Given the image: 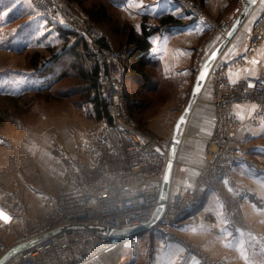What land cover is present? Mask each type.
<instances>
[{
	"label": "built area",
	"instance_id": "built-area-1",
	"mask_svg": "<svg viewBox=\"0 0 264 264\" xmlns=\"http://www.w3.org/2000/svg\"><path fill=\"white\" fill-rule=\"evenodd\" d=\"M185 10L198 17L204 12L192 0H178ZM214 30L226 35L237 21L244 0ZM257 6V5H256ZM255 6V7H256ZM68 25L81 22L76 14H66ZM73 15V17H72ZM77 17V18H76ZM99 66V83L104 98L105 118L100 126H91L69 154L63 179L67 187L48 191V212L39 221L24 227L4 249L26 244L13 251L2 264H88L115 250L126 239L111 236L108 228L122 229L148 221L159 203L164 173L169 161L173 132L157 136L142 130L127 108L121 62L125 52L116 50L98 30L89 29ZM103 39L106 44H103ZM264 40V7L256 19L252 54ZM237 58L234 64L241 62ZM229 63H214L212 102L215 126L206 145L207 164L193 184L172 183L159 221L150 229L164 236L172 235L178 223L197 217V211L208 191H218L226 200L229 226L238 233L246 227L239 217L243 196L252 197L245 189L237 194L224 193L236 165L247 159L246 140L238 136L239 121L233 106L239 102L258 104L252 123L264 114V73L250 74L237 81L226 75ZM251 85V86H250ZM98 117L95 110L91 111ZM251 149V148H250ZM20 214L4 221L6 227L25 223ZM128 239V238H127ZM205 264H224L202 255Z\"/></svg>",
	"mask_w": 264,
	"mask_h": 264
},
{
	"label": "rangeland",
	"instance_id": "rangeland-1",
	"mask_svg": "<svg viewBox=\"0 0 264 264\" xmlns=\"http://www.w3.org/2000/svg\"><path fill=\"white\" fill-rule=\"evenodd\" d=\"M91 1L94 0H87L86 5ZM103 1L107 3L106 0ZM192 1L197 3L204 12L205 16L201 18L208 21L209 31L213 34L217 32L214 30V24H219L234 12L243 0L241 2L227 0L221 11L209 9V6L213 5L205 0ZM220 4L221 0H216V5ZM117 7V9L111 7L115 17L126 20L137 29H141L140 26L135 25L133 19L126 16L118 5ZM183 8L185 10L184 6ZM65 9H69V13L76 14L82 21L76 22L77 25H68L63 11ZM185 12L196 17L186 10ZM60 27L79 31L88 41L92 51H94V45L89 29L93 28L100 32L101 37L106 36L112 45L114 43L115 47H118L117 36L101 25L91 22L83 6L76 2L68 0H0V93H28L15 100L0 97V213L7 217L11 213H13V217L20 214L27 215L26 203H28L29 195L24 192L25 184H28L27 181L33 183L32 186L28 184L33 191L35 188L48 190L47 183L42 182V184L34 185V183L36 184L34 181L43 176L47 178L48 176L45 174L48 170L56 175L58 165L51 148L54 144V137L61 138L62 135L58 134H62L61 131H65L69 127L75 134L74 141L79 142L88 128L100 126L105 120V117L98 118L92 115L91 111L95 110V103L86 95L84 87L87 83H84L82 79L70 75L49 87V84L45 82L49 75L47 77L38 75L29 64V57L36 50L45 55L42 62H47L53 52L60 53L64 49L66 41L60 36ZM76 37L72 36L70 43L74 42ZM125 56H122L121 62L126 70ZM89 63L86 62L85 67H89ZM151 68L155 77L153 84L147 89L140 88L151 101V105L136 111L133 116L142 130L153 133L154 129L150 124L152 125L153 121L157 119V115H159L158 121L161 122V126L166 127L165 121L162 120V117L168 114L166 112L173 110L174 106L179 110L178 112L185 108L195 80L192 78L188 81L186 78L181 77L180 79L178 76L173 78L164 72L160 63ZM126 84L132 94L139 88L132 78H127ZM36 89L38 91H34ZM263 120L264 114L255 124L258 125ZM246 142L248 143L245 145L247 157L245 161L249 159L250 162L245 164L255 165V171L263 173L264 139L255 138L251 142L249 140ZM239 186L243 190L245 189V193L251 194L252 197L255 196V200L258 199L256 191L254 193L249 181H244ZM240 210L243 211V215L245 214L243 218L247 225L261 228L257 220L251 221L248 218L244 209V201H241ZM2 223L4 220H0V248L4 247L5 238L10 232L9 227ZM174 233H176L175 230ZM171 236L166 237L148 230L128 239V254L121 260L122 264L155 263V238L171 242H175L178 238L175 235ZM195 245L200 248L199 243ZM202 253L206 254L213 262L222 261L221 258L209 253L208 250L202 249ZM107 258L108 255H104L95 262L102 264ZM224 264H227L226 260H224Z\"/></svg>",
	"mask_w": 264,
	"mask_h": 264
},
{
	"label": "crops",
	"instance_id": "crops-1",
	"mask_svg": "<svg viewBox=\"0 0 264 264\" xmlns=\"http://www.w3.org/2000/svg\"><path fill=\"white\" fill-rule=\"evenodd\" d=\"M113 1L124 11L127 17L135 21V25L138 27H141L144 15L148 16V23L153 25L159 24V18L166 14H172L183 21L180 24L167 23L162 25L159 31L150 36L152 42L150 57L158 60L163 66L164 72L173 78L178 76L180 79L184 77L188 81L192 78L195 80L204 60L225 37L221 32L210 33L208 21L201 17L188 15L178 0ZM205 1L212 3L213 6H209V9L217 11L224 9L227 3V0H221L220 5H216V0ZM241 1L239 0V2ZM263 7L264 0H260L257 6L251 9L216 60L218 63L230 64L226 75L231 81H237L250 74L264 73V40L252 54L249 53L253 26ZM237 58L243 60L234 64ZM212 97L213 82L209 75L190 117L180 147L173 178L175 184H193L205 170L207 164L206 145L213 132L216 119ZM257 106L258 104L254 102H239L233 106V113L239 121L237 134L249 142L255 138L264 139V120L258 125L251 121ZM182 110L178 112L179 110L174 106L173 110L166 112L168 114L162 117L166 127L161 126V122L158 121L159 115H157V119L153 121L152 125L150 124L154 129H152L153 134L165 136L173 132L174 125ZM61 132L62 134H58L62 135L61 138L59 136L54 137V144L51 147L58 165L56 175L48 170L45 174L48 176L47 178L43 176L37 177L38 179L35 181L32 180L36 182L34 185L42 184V182L47 183L48 190L35 188L33 191L30 188L33 183L27 181L31 186L25 184L24 192L29 195L28 203H26L28 213L25 223L19 222L9 227L10 232L5 238L4 247L0 248V253L24 227L29 228L30 225L39 222L47 214L49 190L58 191L67 187L63 175L69 161V154L78 142L74 141L73 129L68 127ZM81 137L83 139L84 135ZM249 162L248 159L236 165L234 176L225 187L224 193L237 194L241 190L239 185L244 181H249L254 193L256 191L258 199L255 200V196L244 195L242 199L244 209L248 218L251 221L257 220L261 228L247 225L238 233L233 232L229 226V207L222 196L223 194L210 190L197 211V217L186 218L176 225L175 234L178 238L175 242L155 238V263L153 264H205L202 259V249L208 250L209 253L221 258V260H226L227 264H264V172L257 173L255 165L245 164ZM12 214L9 218L13 217ZM0 220L4 219L0 218ZM194 243H199L200 248Z\"/></svg>",
	"mask_w": 264,
	"mask_h": 264
},
{
	"label": "trees",
	"instance_id": "trees-1",
	"mask_svg": "<svg viewBox=\"0 0 264 264\" xmlns=\"http://www.w3.org/2000/svg\"><path fill=\"white\" fill-rule=\"evenodd\" d=\"M68 1L76 2L83 6L91 22L101 25L113 35L117 36L116 44L118 47L116 48L113 43L114 47L126 53V61H124L126 63V73L123 80L125 84L127 108L130 114L133 116L136 111H140L148 105H151V101L148 100L146 94L142 90L147 89L153 84L155 77L151 67L159 64L158 60L152 59L149 55L152 47L150 36L160 30L162 25L167 23L180 24L183 21L172 14H166L159 18L160 23L158 25H151L148 23V17L145 15L143 17L141 29H137L132 23L115 17L111 7L116 9L118 7L111 0H106L107 3L103 0H94L87 5L85 3L87 0ZM60 30V36L66 41L64 49L60 53L53 52L47 62H42L45 55L36 50L29 57V64L38 75L43 77L49 75V77L45 79L49 87L58 83L62 78L70 75H75L82 79L84 83H87L84 90L86 91V95L94 101L98 118L105 117L110 119V116L105 110L104 98L99 83V66L96 53L92 51L88 41L79 31L61 27ZM72 36L77 37L74 42L70 43ZM102 43L106 44V41L103 39ZM86 62H90L89 67H85ZM127 78H132L139 86L133 94L130 93L127 88ZM34 91H38V89ZM25 94L28 93L22 92L19 94H12L1 92L0 97L3 96L15 100L25 96ZM127 240L128 239H125L119 247L107 254L108 258L105 263L102 264H122L121 260L128 254ZM88 264L98 263L94 261Z\"/></svg>",
	"mask_w": 264,
	"mask_h": 264
},
{
	"label": "water",
	"instance_id": "water-1",
	"mask_svg": "<svg viewBox=\"0 0 264 264\" xmlns=\"http://www.w3.org/2000/svg\"><path fill=\"white\" fill-rule=\"evenodd\" d=\"M259 1L260 0H244L243 8L241 9L238 19L234 23L232 29L225 35L221 43L214 49V51L204 60L199 71L197 72L188 102L185 108L182 110L181 114L179 115L174 125L170 157H169V161H168L165 173H164L162 190L159 196V203L156 206L151 218L145 223H141L139 225L126 227L122 229L106 227L105 230L108 232L109 235L116 236V237H123L127 239L132 236L138 235L140 233L147 232L159 221L162 215V212L164 210V207H165V201L168 198V194H169V191L173 183L175 166L178 161L180 147L184 140L188 122L199 100V97L205 87V84L207 83L209 79L211 69L214 63L216 62L217 58L219 57V55L224 51V49L228 45L231 37L236 31V28L239 26L242 20L247 16V14L251 11V9L259 3ZM205 67L207 69V75L205 76L203 81H200V76L203 74ZM198 83L200 87L199 92L196 91ZM25 245L26 244H20V245H16V246L8 248L3 254L0 255V264H2L7 259L10 253L22 248Z\"/></svg>",
	"mask_w": 264,
	"mask_h": 264
},
{
	"label": "snow or ice",
	"instance_id": "snow-or-ice-1",
	"mask_svg": "<svg viewBox=\"0 0 264 264\" xmlns=\"http://www.w3.org/2000/svg\"><path fill=\"white\" fill-rule=\"evenodd\" d=\"M206 75H207V69L205 67V70L203 71V74L200 76V81H203ZM199 90H200V87H199V83H198L196 91L199 92ZM0 218H2L4 220H9L10 219L9 217L5 216L3 213H0Z\"/></svg>",
	"mask_w": 264,
	"mask_h": 264
},
{
	"label": "bare ground",
	"instance_id": "bare-ground-1",
	"mask_svg": "<svg viewBox=\"0 0 264 264\" xmlns=\"http://www.w3.org/2000/svg\"><path fill=\"white\" fill-rule=\"evenodd\" d=\"M65 12H66V14H68V11H67V9H66V11H65ZM72 17H73V15H72ZM76 18H77V17H76ZM240 216H242V219H243V221H244L245 219L243 218V217H244V216H243V214H241V213H240ZM240 216H239V217H240Z\"/></svg>",
	"mask_w": 264,
	"mask_h": 264
}]
</instances>
